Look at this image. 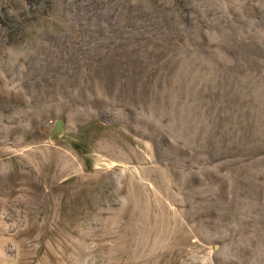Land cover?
<instances>
[{
	"label": "rangeland",
	"instance_id": "1",
	"mask_svg": "<svg viewBox=\"0 0 264 264\" xmlns=\"http://www.w3.org/2000/svg\"><path fill=\"white\" fill-rule=\"evenodd\" d=\"M0 264H264V0H0Z\"/></svg>",
	"mask_w": 264,
	"mask_h": 264
}]
</instances>
